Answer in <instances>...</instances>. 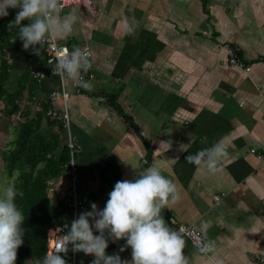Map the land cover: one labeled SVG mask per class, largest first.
Here are the masks:
<instances>
[{
  "label": "crops",
  "instance_id": "crops-1",
  "mask_svg": "<svg viewBox=\"0 0 264 264\" xmlns=\"http://www.w3.org/2000/svg\"><path fill=\"white\" fill-rule=\"evenodd\" d=\"M17 11L9 9V14ZM72 11L77 15L72 33L56 38L68 46L89 45L93 71L87 79L93 90L84 94L76 93L78 81L69 78L75 94L68 109L86 206L79 214L91 210L93 202L103 209L116 181L135 179L155 165L180 190V199L162 210L168 225L174 228L171 218L176 217L214 242V251L205 256L185 237L189 264H264L251 261L264 254V163L251 152L264 153V0H97L95 9L69 6L61 15ZM128 26L134 29L131 35ZM20 41L19 34L11 38L14 44ZM226 42L239 48L250 73L229 62ZM26 71L24 54L6 47L0 57L6 87H20ZM29 76L19 105L34 115L60 78ZM98 94H105L107 102ZM63 106L58 98L56 108ZM4 116L0 122L7 126L8 142L11 122L23 118ZM221 139L227 156L218 171L185 159ZM48 186V199L57 207L68 192L67 181L60 176ZM216 195L221 196L218 204ZM125 245L124 239H109L106 251L130 260L131 248L120 250ZM61 255L67 264L94 259L83 252Z\"/></svg>",
  "mask_w": 264,
  "mask_h": 264
},
{
  "label": "clouds",
  "instance_id": "clouds-1",
  "mask_svg": "<svg viewBox=\"0 0 264 264\" xmlns=\"http://www.w3.org/2000/svg\"><path fill=\"white\" fill-rule=\"evenodd\" d=\"M62 0H0V17L9 15V9H18L8 30L18 28L19 39L25 50L32 49L40 55L41 49L50 44L53 37L65 38L71 34L77 22L75 11L61 15ZM28 20V24L22 22ZM127 24V21H125ZM134 29L127 27L126 33ZM38 46V47H37ZM53 74L63 81L65 75L73 80L79 77L77 87L92 91L90 81L83 79L92 67L88 50L80 47L65 48L54 61ZM227 156L223 139L211 147L201 149L185 157L188 163L210 171L221 168ZM24 193L12 183L0 186V264H16L18 249L24 243V214L17 206V197ZM103 209L91 203V210L81 212L65 225L68 231L57 237V242L42 261L37 264H67L61 255H67L69 245L73 252L93 255L91 264H189L184 254L187 231L168 225L162 210L169 209L180 199V190L174 179L162 174L155 165L140 170L135 179L118 180L109 192ZM206 230L207 222L202 221ZM98 232L99 234H94ZM109 239L113 242L126 240L125 247L131 248V259H122L119 253L108 254ZM214 242L199 248L201 253L213 252Z\"/></svg>",
  "mask_w": 264,
  "mask_h": 264
},
{
  "label": "trees",
  "instance_id": "trees-1",
  "mask_svg": "<svg viewBox=\"0 0 264 264\" xmlns=\"http://www.w3.org/2000/svg\"><path fill=\"white\" fill-rule=\"evenodd\" d=\"M15 15L0 17L3 19L0 22V57L6 47L19 49L26 57L27 71L22 76L21 81H24L21 88L6 89L5 77L1 76L0 101L4 102L5 109L0 112L9 119L15 115H21L23 119L17 124L11 122L15 128V136L8 140L1 158L8 176L18 173L15 186L24 193L22 198L16 199L17 206L25 217L22 226L25 232L24 243L18 249L16 264H37L48 253V231L58 221L54 219L56 206L48 199L49 181L60 177L64 172L69 149L66 142L63 143V124L47 114L50 106L48 103L34 115L30 109H22L19 105V98L26 84L25 76L32 73L30 65L34 62L31 58L36 55L32 54L31 48H23V41L18 45L11 42V38L18 34L16 27L8 30V24L14 20ZM33 81H36L35 78Z\"/></svg>",
  "mask_w": 264,
  "mask_h": 264
},
{
  "label": "built area",
  "instance_id": "built-area-1",
  "mask_svg": "<svg viewBox=\"0 0 264 264\" xmlns=\"http://www.w3.org/2000/svg\"><path fill=\"white\" fill-rule=\"evenodd\" d=\"M64 5L62 12L69 6H81L87 9H95L97 7V0H62ZM80 48H84L89 51L90 57L92 56L91 47L85 43H81ZM65 48L72 49L74 47H69L66 44H62L56 37H53L50 41V44L45 45L44 52L46 54V62L44 66L40 65H30V69L35 74V77L41 81L43 78L48 76H57L53 74V64L49 61H54L55 57L58 56ZM224 48L227 50V54L229 55V62L234 66L242 67L247 73H250L252 67L248 65L243 58L240 57L238 53V47L233 46L231 43L226 42L224 44ZM83 79L87 80L88 78L93 76L92 67L88 71V73L83 74ZM60 78V77H59ZM79 77H77V81L79 82ZM86 91L81 87L76 88L77 94H84ZM73 93L69 89V77L65 75L63 81L60 78V85L57 89H54L46 102L50 105L47 114L53 120H57L61 122L64 126L65 131L63 132V136H66V144L69 149V158L64 165V172L61 176L67 181L68 184V192L63 196V203L65 205V209L62 210L60 214L59 220L49 229L53 231L52 235H49V243L50 250L54 248L57 237L65 234L68 231V228L65 225L71 224V221L78 217V214L81 210L86 209L85 202L81 198V193L79 190V168L77 162V153L79 149L78 139L73 134L72 131V119L68 109V99L72 96ZM58 98H62L64 106L62 109H57L56 104ZM96 98L101 102H107V97L105 94H98ZM251 152L254 153L261 162L264 163V153L259 152L256 148H252ZM145 163H148L149 160L147 158L144 159ZM59 178V177H58ZM221 196L216 195L215 200L217 204L220 202ZM171 222L174 226V229L184 228L187 231L186 237L190 240L196 250L205 256H208L210 252L201 253L199 251L200 247H203L206 244H211L207 235L199 230L195 225L186 224L177 220L176 217L171 218ZM68 253H72V256L75 257L78 252H73L71 250V245H69ZM63 254V253H61ZM252 262H260L264 263V254H255L251 257Z\"/></svg>",
  "mask_w": 264,
  "mask_h": 264
},
{
  "label": "rangeland",
  "instance_id": "rangeland-1",
  "mask_svg": "<svg viewBox=\"0 0 264 264\" xmlns=\"http://www.w3.org/2000/svg\"><path fill=\"white\" fill-rule=\"evenodd\" d=\"M31 61L37 62V63H45L46 62L45 54L40 53L39 56L36 55L33 58H31ZM29 74H27L25 76L26 82L31 80ZM8 87H5V88L7 89ZM0 118H2V120L6 119L4 114H1V113H0ZM9 129L12 133L11 138H14L15 128L13 126H11ZM5 132H7V126H6V124H2L0 122V186L6 185L7 183H12L15 185L16 181L18 180V173L13 174V176H8L7 172L5 173V171H4V163H3V160L1 159V153L5 149L6 144H7V142H6L7 136H4V134H3Z\"/></svg>",
  "mask_w": 264,
  "mask_h": 264
},
{
  "label": "water",
  "instance_id": "water-1",
  "mask_svg": "<svg viewBox=\"0 0 264 264\" xmlns=\"http://www.w3.org/2000/svg\"><path fill=\"white\" fill-rule=\"evenodd\" d=\"M65 209V205H64V203H59L58 205H57V207H56V209H55V214H54V219H59L60 218V214H61V212H62V210H64Z\"/></svg>",
  "mask_w": 264,
  "mask_h": 264
},
{
  "label": "bare ground",
  "instance_id": "bare-ground-1",
  "mask_svg": "<svg viewBox=\"0 0 264 264\" xmlns=\"http://www.w3.org/2000/svg\"><path fill=\"white\" fill-rule=\"evenodd\" d=\"M53 234V231L52 230H50V235H52Z\"/></svg>",
  "mask_w": 264,
  "mask_h": 264
}]
</instances>
